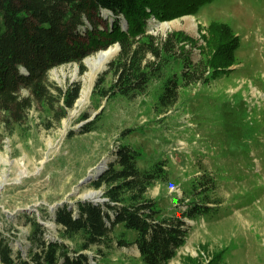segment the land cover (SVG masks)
<instances>
[{
  "label": "rangeland",
  "instance_id": "obj_1",
  "mask_svg": "<svg viewBox=\"0 0 264 264\" xmlns=\"http://www.w3.org/2000/svg\"><path fill=\"white\" fill-rule=\"evenodd\" d=\"M101 16L109 15L103 11ZM113 20L108 17L109 26ZM213 22L228 25L240 39L234 65L226 74L213 78L210 72L207 82L184 87L168 109L158 104L161 81H151L133 100L104 95L116 78L109 64L119 46L93 78L88 57L81 66L67 64L49 72L53 90L77 82L81 90L90 89L85 104L76 102L61 121L45 103H35L22 123L0 110V232L14 253L26 256L33 220L45 228V240H56L59 208L107 201L104 188L91 187L90 180L104 172L119 147L130 145L141 152V168L162 158L167 162V180L147 192L161 216L204 199L215 209L197 222L188 221L186 245L170 264H264V0H214L197 15L152 17L148 32L161 37L182 31L205 48ZM89 122L94 130L83 133ZM198 180L209 184L200 188ZM122 253L138 256L132 247L114 252L111 259ZM88 254L97 264L96 249Z\"/></svg>",
  "mask_w": 264,
  "mask_h": 264
},
{
  "label": "trees",
  "instance_id": "obj_2",
  "mask_svg": "<svg viewBox=\"0 0 264 264\" xmlns=\"http://www.w3.org/2000/svg\"><path fill=\"white\" fill-rule=\"evenodd\" d=\"M213 1L0 0V110L22 123L35 103H45L61 121L80 97L81 84L66 89L54 86L53 90L49 72L67 64L81 66L87 57L118 43L121 51L109 64L116 78L104 95L133 100L151 81H161L159 107L174 106L184 87L207 82L211 73L213 78L228 73L240 39L228 25L213 22L209 26L212 39L202 48L197 39L182 31L161 37L149 34V20L197 15ZM103 11L113 17V26L108 25L109 16H101ZM195 49L201 52L199 58H195ZM59 103L61 112L56 109ZM93 124L87 123L83 133L92 132ZM115 154L104 172L90 180L91 187L104 188L107 201H79L77 208H59L54 218L56 240H45V228L33 220L32 245L26 256L14 253L0 232V264H93L88 254L93 248L100 257L97 264H170L186 245L191 231L188 221L197 222L215 209L204 199L161 216L147 192L156 182L167 180L165 159L146 169L139 166L141 152L130 145H122ZM197 182L200 187L202 181ZM132 247L138 256L122 253L115 261L111 259L114 252Z\"/></svg>",
  "mask_w": 264,
  "mask_h": 264
},
{
  "label": "bare ground",
  "instance_id": "obj_3",
  "mask_svg": "<svg viewBox=\"0 0 264 264\" xmlns=\"http://www.w3.org/2000/svg\"><path fill=\"white\" fill-rule=\"evenodd\" d=\"M190 22L191 23L194 22L193 19H191ZM191 26H195V25L192 24ZM117 53H118V48H117V46L114 45V46H111L110 48H108L106 50H102L100 52L98 51L97 54L92 56V57H88L85 62L88 65V67L90 68V71H91L90 76L93 78L97 72L103 70L105 68L106 64L110 61V59H112L115 55H117ZM89 92H90L89 88H83L81 90V95L78 98V100L76 101L77 106H81V105L85 104L86 98L89 95Z\"/></svg>",
  "mask_w": 264,
  "mask_h": 264
},
{
  "label": "water",
  "instance_id": "obj_4",
  "mask_svg": "<svg viewBox=\"0 0 264 264\" xmlns=\"http://www.w3.org/2000/svg\"><path fill=\"white\" fill-rule=\"evenodd\" d=\"M116 46H117V48L119 49V46H120V45H119V43H118V44H116Z\"/></svg>",
  "mask_w": 264,
  "mask_h": 264
}]
</instances>
